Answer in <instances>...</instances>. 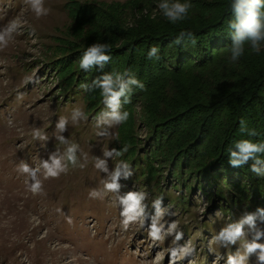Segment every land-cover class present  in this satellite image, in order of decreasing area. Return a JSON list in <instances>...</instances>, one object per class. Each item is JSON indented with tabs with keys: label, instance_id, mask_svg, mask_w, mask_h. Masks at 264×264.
<instances>
[{
	"label": "rangeland",
	"instance_id": "obj_1",
	"mask_svg": "<svg viewBox=\"0 0 264 264\" xmlns=\"http://www.w3.org/2000/svg\"><path fill=\"white\" fill-rule=\"evenodd\" d=\"M132 1L45 0L51 12L37 19L24 0H0V28L12 21L20 24L15 38L0 50V264H169V249L177 243L189 242L195 246V255L176 264H225L227 255L243 243L238 241L227 249L211 244L210 251L212 237L241 215L232 219L221 215L199 187L189 195L188 208L168 201L166 196L180 194L178 188L171 186L175 181L168 174L169 169L163 172L162 194L151 184L128 178L120 180L119 193H109L103 200L89 197L90 191L102 188L101 181L105 178V174L94 167V158L102 157L104 150L117 148L119 126L110 129L109 137L97 136L94 113L86 109L80 98L61 97L56 90L57 77L47 75L44 70L60 55L63 45L70 46L65 29L73 25V17L66 5L76 3L78 15L86 16L87 20L88 14L94 11L109 16V5L126 8L120 11L129 25L145 17L152 23L165 19L157 7L160 0H151L141 10L130 7ZM81 6L84 8L80 11ZM29 76L32 80L26 83L25 78ZM20 94H23L22 99L18 98ZM141 105L139 101L135 107L133 128L134 137L144 146L150 125L142 115ZM74 108L82 109L87 120L73 124L70 117ZM61 116L69 117L63 135L80 146L77 156L86 166H69L68 172L56 179L43 180L41 173L44 190L32 193L25 184L26 175L17 172L16 167L22 160L36 167L56 149L64 151L66 146L54 137L55 124ZM37 128L49 136L46 143L32 138ZM119 160V157L109 160L110 170ZM129 191L148 194L145 201L148 220L144 227L136 224L125 231L121 227L117 196ZM160 197L162 207L170 213L160 223L167 228L168 224L176 222L178 230L184 234L179 242H175L173 236L153 242L147 235L154 213L152 201ZM218 257L223 259L218 260ZM255 259L251 256L249 264H254Z\"/></svg>",
	"mask_w": 264,
	"mask_h": 264
},
{
	"label": "trees",
	"instance_id": "obj_2",
	"mask_svg": "<svg viewBox=\"0 0 264 264\" xmlns=\"http://www.w3.org/2000/svg\"><path fill=\"white\" fill-rule=\"evenodd\" d=\"M150 1L133 0L130 7L141 10ZM188 2L192 4L188 18L175 24L166 18L152 23L145 17L129 25L120 11L126 8L110 5L109 16L94 11L87 20L78 15L76 3L66 5L73 17V25L65 29L70 46L63 45L44 73L55 74L61 97L80 98L96 116L105 110L99 89L86 91L80 85H91L104 73L131 69L145 86L134 88L131 103L123 105L130 116L117 133V149L128 147L119 158L131 165V180L151 184L162 194L163 172L169 169L175 181L171 186L180 194L166 196L168 201L188 208L189 195L199 187L212 207L232 219L264 207V177L250 172L248 165L234 168L228 160L234 141L264 142V46L255 54L246 44L244 55L232 62L228 27L234 19L232 0ZM182 31L193 33L196 43L185 38L175 44ZM92 43L111 47L112 59L103 71L79 68L82 52ZM152 46L159 47V60L147 58ZM139 101L150 125L144 146L134 137L133 113ZM241 120L258 135L241 134Z\"/></svg>",
	"mask_w": 264,
	"mask_h": 264
},
{
	"label": "clouds",
	"instance_id": "obj_3",
	"mask_svg": "<svg viewBox=\"0 0 264 264\" xmlns=\"http://www.w3.org/2000/svg\"><path fill=\"white\" fill-rule=\"evenodd\" d=\"M25 5L34 14L37 19L46 17L51 9L45 6V0H24ZM158 9L170 23L181 22L188 18L192 4L185 0H160ZM231 8L234 19L229 22L231 29V48L230 60L237 62L245 53V45L250 46L251 52L259 54L264 46V0H232ZM20 24L16 21L10 22L7 26L0 28V50L8 47L9 43L18 33ZM187 38L194 45L196 40L191 32L182 31L174 41L180 45ZM111 47L107 43H92L81 54L79 68L85 72L92 69L103 71L105 66L111 61L112 57L108 53ZM160 49L152 46L147 52L149 60H159ZM32 80V77H26L25 82ZM80 87L86 91L99 89L103 111L95 116L96 135L99 137H109L112 135L110 129L124 124L128 121L130 113L122 110L123 105L131 103V95L134 88L143 89L144 84L136 77L131 69L123 72L104 73L89 84H81ZM23 98V94L18 96ZM70 120L73 124L81 120H87V116L80 108H74ZM69 117L61 116L55 124V140L65 149L61 152L59 149L51 152L47 159H41L36 167H31L27 162L21 161L16 171L26 175L25 184L32 193H42L43 180L59 178L65 174L71 167L84 168L86 165L80 163L77 153L80 146L69 141L63 133L67 131ZM240 133L249 137L258 135L255 129H249L245 121H240ZM34 140L46 143L49 136L40 129H35L32 133ZM128 151V147L121 149L111 148L104 150L102 157L94 158V167L104 173L105 178L101 181V189H93L89 192L91 199L103 200L109 193H119L122 187L120 180L128 179L133 175L131 165L124 160H119L114 168L110 170L109 160L121 157ZM228 160L230 166L234 168H243L249 166L250 172L258 177H264V142H254L251 139H239L234 141L228 148ZM251 162V163H250ZM43 175V180L40 174ZM148 194L144 191H129L123 195L117 196V201L121 209V227L127 231L130 226L139 224L145 226L148 220V205L145 201ZM163 198H157L152 201L154 213L151 216V222L148 224V237L153 242H160L167 236H173L175 242L183 238V232L178 230L176 222L167 225L160 223L165 215L170 214L167 209L162 207ZM69 223L71 219L69 218ZM264 207H258L255 211H245L238 220L227 223L219 232L212 237L211 244H216L225 249L237 245L238 241H243L240 247L227 255L225 264H249L250 257L255 256L254 264H264ZM251 236V239L248 237ZM169 264H176L178 260L194 256L196 249L190 242L185 245H179L169 249ZM159 259V257H157ZM223 259V257H218ZM144 264V262H141Z\"/></svg>",
	"mask_w": 264,
	"mask_h": 264
}]
</instances>
